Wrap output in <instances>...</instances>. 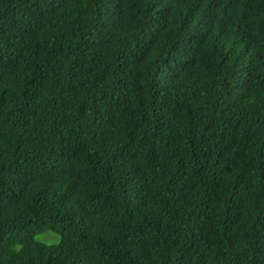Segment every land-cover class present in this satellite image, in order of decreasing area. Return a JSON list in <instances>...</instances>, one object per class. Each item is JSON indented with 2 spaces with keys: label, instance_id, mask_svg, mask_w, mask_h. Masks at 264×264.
Wrapping results in <instances>:
<instances>
[{
  "label": "trees",
  "instance_id": "trees-1",
  "mask_svg": "<svg viewBox=\"0 0 264 264\" xmlns=\"http://www.w3.org/2000/svg\"><path fill=\"white\" fill-rule=\"evenodd\" d=\"M0 264H264V0H0Z\"/></svg>",
  "mask_w": 264,
  "mask_h": 264
},
{
  "label": "rangeland",
  "instance_id": "rangeland-1",
  "mask_svg": "<svg viewBox=\"0 0 264 264\" xmlns=\"http://www.w3.org/2000/svg\"><path fill=\"white\" fill-rule=\"evenodd\" d=\"M44 235H47V236H44ZM44 236V237H43ZM53 237H56V234H54V233H41V234H39L38 235V238H44V239H47V240H49V241H47V242H51V241H54L55 239H53V240H50V239H52Z\"/></svg>",
  "mask_w": 264,
  "mask_h": 264
},
{
  "label": "bare ground",
  "instance_id": "bare-ground-1",
  "mask_svg": "<svg viewBox=\"0 0 264 264\" xmlns=\"http://www.w3.org/2000/svg\"><path fill=\"white\" fill-rule=\"evenodd\" d=\"M221 65V64H220ZM205 77V76H204Z\"/></svg>",
  "mask_w": 264,
  "mask_h": 264
}]
</instances>
